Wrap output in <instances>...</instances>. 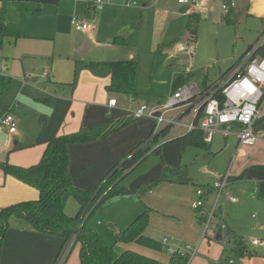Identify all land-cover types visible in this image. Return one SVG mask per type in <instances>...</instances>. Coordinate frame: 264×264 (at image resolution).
Segmentation results:
<instances>
[{
  "label": "crops",
  "instance_id": "0c3cea01",
  "mask_svg": "<svg viewBox=\"0 0 264 264\" xmlns=\"http://www.w3.org/2000/svg\"><path fill=\"white\" fill-rule=\"evenodd\" d=\"M1 1L3 0H0V6ZM22 1L42 4V10L37 14L30 15L18 13L9 7V19L20 25L22 37L14 42L5 43L3 49L0 50V52L7 50L4 52V62L0 66V76L11 78L10 87L0 96V118L7 113L12 114L16 127L13 134L8 135L4 131L0 132V162H8L20 167H29L38 163L46 147V142L55 136L74 132L81 126L103 125L131 117L132 112L139 105L157 104L159 100L161 101L167 96L144 98L137 95L138 98L134 100L121 94H109L106 91V86L110 81L109 71L88 67V63L92 61L107 62L133 59L130 58L133 55L132 51L125 53L122 48L128 46L126 42L132 43V34L128 32L132 29L131 25L135 23L136 27H141L148 16V10L153 11L154 17L152 22L154 30L152 37H150V46L155 41L153 34L155 33L158 12L168 16V23L160 33H157V36L163 38L171 32L168 31L170 26H173V31L174 26L182 25L184 23L182 21L188 20L189 15L194 12L198 13L200 18L206 19L214 16L227 24L232 22L235 27L239 24L249 25L250 37L247 41H243L240 48L241 54H236L233 63L225 70H218L216 80L211 82L205 79L202 81V86L218 81L248 50L249 46L258 39L264 29V0H237L235 7L228 15H225L221 9V0H200V8L196 11L189 9V12H187L188 9L185 12L179 11L182 5L180 6L178 0H102L103 5L99 10L92 7L95 0ZM150 1H153V5L150 4ZM136 2L144 3L137 6ZM177 5L180 6L178 11L175 9ZM72 17H76L79 22L88 23L90 28L83 31L74 30L70 22ZM171 21H173V25H170ZM177 35L178 32H176L175 37H181ZM117 37H120L122 41L114 42ZM186 39L185 42H188ZM85 41H88L89 45H84ZM124 41H126L125 44ZM158 42L161 43L162 41ZM76 52H80L82 55L79 56ZM188 55H192V53ZM179 74L184 76V73H174L171 83L173 78ZM110 98L116 99L114 106L108 105ZM153 98L159 100H151ZM138 100L143 103L135 104ZM177 112H170L168 116L173 117ZM41 116L46 120L43 128L39 123ZM153 126L154 122L150 118L133 119L130 124L111 133L104 139L85 144L69 145L67 151L68 172L73 185L81 190H92L99 180L116 163L120 162L132 148L148 139ZM256 126L259 132L256 133L258 137L256 143L259 142L264 145V102L259 117L253 125V131ZM185 133L182 128L174 129L169 139L174 140ZM216 133L225 140L228 139V136H224L220 132ZM232 135L236 136L235 134ZM211 142L208 144L210 145ZM177 143L182 148L181 142L177 141ZM162 147L153 154L161 150V157L165 160L166 149L168 148L162 149ZM262 163L264 160L254 165ZM239 176L230 175V193L233 183L244 179V176ZM148 177L143 175L140 181L154 179H148ZM214 181L202 184L195 182L197 185L195 189L200 185L209 186ZM185 185L170 182L159 183L154 187L155 190L152 188L154 191H151L152 189L148 191L149 196L142 204V208H150L149 221L151 226H153L154 220L165 223H174L176 220L180 228L189 231L192 234V240H195L200 232V224L191 207V199H196L195 189L193 194V191ZM127 195L130 194L117 196ZM192 195L193 197H191ZM37 197L38 191L35 188L19 182L10 175H4L0 170V210L12 204L33 200ZM212 198L213 195L210 194L208 201L210 202ZM156 199L162 202H156ZM222 199L230 202L225 197ZM236 201L230 203L233 204ZM220 206L221 213L219 215L222 217L224 212L221 203ZM117 209L120 213L119 218H114L107 212H104V217L110 220L117 219L118 224L124 225V228L143 211L133 215V210L129 206L119 205ZM218 225L221 226L222 224H215L212 229L215 240L222 239L223 233H217ZM109 228L114 229L113 225ZM228 228L230 227L228 226ZM259 228L264 230V224H259ZM146 231L145 235L148 236ZM148 237L154 239L151 236ZM257 238L263 239L264 237L254 239ZM157 242L161 245L158 250L141 245L143 248L135 243L123 244L130 245V248L126 249L156 259L160 264H167L171 255L169 249L172 248L166 250L168 257L160 261L154 251H164L162 248L164 244L163 240ZM62 243L63 240L59 236L37 232L31 229L25 221L10 218L0 249V264H52L61 249ZM118 243L122 244L121 242ZM187 245L191 246V244ZM192 247L196 248V251L190 260L197 253V245ZM261 248L255 249L257 255L236 260L237 264H264V246ZM150 249L153 253L149 252ZM179 250L182 249H175V251ZM73 251L76 259L73 258L69 261V257H67L64 264H79L78 247L74 248ZM196 264L204 263L198 261Z\"/></svg>",
  "mask_w": 264,
  "mask_h": 264
},
{
  "label": "rangeland",
  "instance_id": "374dc122",
  "mask_svg": "<svg viewBox=\"0 0 264 264\" xmlns=\"http://www.w3.org/2000/svg\"><path fill=\"white\" fill-rule=\"evenodd\" d=\"M152 2L150 1V4L153 5ZM143 3L136 2V5L139 6ZM180 6L177 5L175 9L178 11ZM148 11V16L141 27H136L135 23L131 25L132 29L128 32L132 34V43L124 41V44L126 42L128 46L122 48V51L125 53L128 51H132L133 53L130 58H133L137 64L135 93L144 98L149 96H168L170 94L173 74L184 73L186 67L191 68L190 75L184 73L187 84L194 83L200 87L202 86V81L205 79L213 82L218 76V70H225L233 63L235 55L241 54L240 48L243 41H247L250 37L249 25L239 24L235 27L232 22L227 24L220 19H216L214 16L206 19L200 18L194 51L192 55H188V53L179 50V45L186 43L187 20L182 21L184 23L180 26H174L173 31V26L170 25L174 23L171 21L170 28L168 29L171 32L163 38L162 36H157V33H160L168 23V16L158 12L155 33L153 34L155 41L150 46V37H152V31L154 30L152 26L154 17L153 11ZM187 12H189V9ZM176 32H178L177 36L181 37H175ZM9 41L12 42L11 40ZM158 41L162 42L159 43ZM6 51L0 52V66L4 62V52ZM138 103L141 104L143 102L140 100L135 102V104ZM253 132L255 134L259 133L257 126ZM164 145L162 149L168 148L166 149L165 160L161 157V150L150 155L131 174L122 180V185L128 189L135 188L138 184L149 181H140L141 176H149L148 179H152L157 177L164 167L174 168L179 164L187 167L188 176L194 181L192 184L185 185L193 191V194L196 183L212 182L218 175L225 172H228L231 176H239L244 173V179L233 183L231 194L237 199L236 203L232 204L222 199L220 203L223 206V216L219 215L215 217L205 234H203V226L199 223L200 232L195 240H192V234L189 231H184L180 228L176 220H174V223L154 220L153 226L150 225L149 221L146 229L148 236H151L156 241H162L164 237L168 239V244L162 245L164 251L153 250L157 258L162 261L163 258L168 257L166 250L169 248L174 250L176 248L182 249L187 244H191V246L197 245V253L193 259L190 260L188 258L189 262L187 264H196L198 261L204 264L215 263L218 258L220 259V257L229 251L228 244L223 243L222 239L215 240L212 234L215 224L220 223L224 226L221 233L229 226L246 239L249 248L253 250L256 248L262 249L261 247L263 246H252L251 240L256 237H264V230L259 228V224H264V176H261L264 174V171L253 167L254 164L264 160V145L258 142L253 146H241L237 149L238 139L236 136L229 135L228 139L225 140L218 133L214 134L213 140L209 145L212 154H208L206 150L195 147H185L182 149L177 141ZM173 162L174 164L172 165ZM234 179L236 180V178ZM153 189L155 190V188ZM153 189L151 191H154ZM148 196L149 192L144 193L140 197L136 194L111 197L94 211L88 225L107 244L112 245L117 253L130 250L126 249L130 248V245L115 242V232L123 230L124 225H119L117 219H115L116 221L114 219H107L104 217V212H107L114 218H119L118 206L126 205L133 210L132 214L134 215L136 212L144 209V207L142 208V204ZM194 200L195 198H192L191 202ZM155 201L161 200L156 199ZM78 208L79 204L77 201L69 198L65 207L66 213L74 216ZM110 225H113L114 229H110ZM138 246L143 247L141 245ZM73 250L68 256L69 261L75 258ZM149 252L153 253L151 249ZM217 256L219 257L217 258ZM235 264H237V261Z\"/></svg>",
  "mask_w": 264,
  "mask_h": 264
},
{
  "label": "trees",
  "instance_id": "16d2710c",
  "mask_svg": "<svg viewBox=\"0 0 264 264\" xmlns=\"http://www.w3.org/2000/svg\"><path fill=\"white\" fill-rule=\"evenodd\" d=\"M1 2L0 49H2L5 42L9 40L14 42L22 37L20 25L16 21L9 19V7H12L18 13L29 14H37L42 10V4L39 3H30L22 0H3ZM199 20L200 16L198 13L194 12L189 15L186 22V40L188 42H195L197 40ZM118 40L122 41L120 37H117L114 39V42ZM88 67L91 69H107L109 71L110 81L106 86L107 93L125 95L134 100L138 98L135 93L137 64L134 59L107 62L92 61L88 63ZM184 83H186L184 76L182 74L176 75L171 83L170 91L173 92ZM203 84L205 85V82ZM10 85L11 78L0 76V96L8 90ZM151 100L159 99L153 98ZM161 101L159 100L158 103ZM199 117L200 115L197 118L199 119ZM39 121L43 128L46 122L45 118L41 116ZM132 121V117H125L103 125L81 126L74 132L55 136L46 142V147L39 162L29 167H20L11 165L8 162H0V170L4 175H10L19 182L31 186L38 191L36 199L21 201L0 210V249L10 218L25 221L31 229L37 232L61 237L63 240L62 248L77 228L78 221L87 209L88 215L83 223L78 226L79 229L76 230V238L70 250L71 253L74 248L78 247L79 264H160L156 259L139 254L133 250H124L121 253H117L113 246L107 244L88 223L94 211L104 201L113 196L136 194L140 197L161 182L192 184L193 181L188 176L187 167L180 164L174 168L164 167L156 178L141 183L135 188L128 189L124 187L122 180L150 155H147L150 144L140 147L143 143L141 142L132 148L120 162L116 163L90 191L75 187L68 172L69 161L67 151L69 145L85 144L104 139L111 133L124 128ZM168 131L169 128H163L154 137L153 142H157ZM176 140L181 142L182 149L185 147H195L206 150L208 154H212L209 144L203 141L200 130L186 132L174 140L168 139L164 144ZM253 167L264 171V163L254 165ZM242 176L244 174H241L239 177ZM69 198L75 199L79 204V208L74 216L68 215L65 211ZM150 211V208L145 207L126 228L116 232L115 242L135 243L155 250L160 249L161 245L159 242L145 235ZM217 233L221 234L220 225H218ZM223 234L227 238L226 243L229 246V251L213 264H234L240 258L257 255L255 250L248 247L249 244L246 243L247 241L244 237L232 229L226 227ZM58 255L59 252L52 264H54ZM187 262L188 257L186 255L174 252L170 255L167 264H187Z\"/></svg>",
  "mask_w": 264,
  "mask_h": 264
},
{
  "label": "built area",
  "instance_id": "2783aa9c",
  "mask_svg": "<svg viewBox=\"0 0 264 264\" xmlns=\"http://www.w3.org/2000/svg\"><path fill=\"white\" fill-rule=\"evenodd\" d=\"M237 0H221V9L225 15L235 7ZM178 3L190 10L196 11L201 6L200 0H178ZM103 1L95 0L92 7L99 10ZM71 25L76 31L90 28L88 23H82L76 17L71 18ZM194 43L186 42L180 45L179 50L188 54L193 53ZM184 73L190 74L191 68L186 67ZM264 102V29L258 39L249 49L224 73L218 81L207 86H198L194 83H184L166 96L157 104H141L133 112V119L147 117L153 120L154 126L148 139L140 147L150 144L147 155L158 150L168 139L172 130L182 128L185 132L200 130L205 143H210L213 134L220 132L224 136L235 134L238 139L237 148L253 146L257 135L253 132V125L259 117ZM116 104L115 98H110L109 106ZM178 111L175 116H168L170 112ZM200 115L199 119L197 118ZM198 119V120H197ZM197 120V122H196ZM169 128L165 136L153 142L154 137L163 129ZM16 130L12 114L7 113L0 118V132L8 135ZM230 175L225 172L218 175L209 186H200L195 189L196 199L191 203L196 213L197 221L203 226V234L207 231L215 217L219 216V206L222 198L235 202L229 191ZM213 198L209 202L208 196ZM87 209L83 212L66 244L60 249L54 264H64L76 238V230L86 219ZM221 230L224 228L220 226ZM223 243L227 238L222 234ZM167 244V239H163ZM252 246H264L263 239H252ZM196 248L186 245L182 250L169 249V253L178 252L189 259L195 254Z\"/></svg>",
  "mask_w": 264,
  "mask_h": 264
},
{
  "label": "water",
  "instance_id": "95a60500",
  "mask_svg": "<svg viewBox=\"0 0 264 264\" xmlns=\"http://www.w3.org/2000/svg\"><path fill=\"white\" fill-rule=\"evenodd\" d=\"M187 9H188L187 7L182 6V7L180 8L179 11H180V12H185ZM83 44H84V45H89V42H88V41H85V43H83ZM84 45H83V46H84ZM76 54L79 55V56L82 55V53H80V52H76ZM218 210H219V213H221V206H219ZM110 227H111V225H110ZM218 237H219V235H218ZM218 237H217V238H218Z\"/></svg>",
  "mask_w": 264,
  "mask_h": 264
}]
</instances>
